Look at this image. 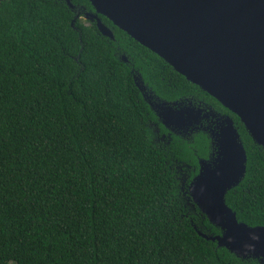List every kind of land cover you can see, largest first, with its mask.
Listing matches in <instances>:
<instances>
[{
	"label": "trees",
	"instance_id": "obj_1",
	"mask_svg": "<svg viewBox=\"0 0 264 264\" xmlns=\"http://www.w3.org/2000/svg\"><path fill=\"white\" fill-rule=\"evenodd\" d=\"M88 11V0H0V264H262L197 233H220L188 192L207 138L159 139L136 81L233 117L246 170L225 202L250 226L264 225V148L99 15L114 37L102 35Z\"/></svg>",
	"mask_w": 264,
	"mask_h": 264
},
{
	"label": "water",
	"instance_id": "obj_2",
	"mask_svg": "<svg viewBox=\"0 0 264 264\" xmlns=\"http://www.w3.org/2000/svg\"><path fill=\"white\" fill-rule=\"evenodd\" d=\"M88 1L93 11L83 17L95 21L102 35L114 37L99 15L234 113L264 148V0ZM140 83L136 81L142 90ZM174 104L156 103L165 127L194 121L173 109ZM224 121L217 132V156L199 161L188 186L193 203L220 233H197L236 256L264 264V225L239 221L225 202L226 192L244 176L246 152L233 120L226 116Z\"/></svg>",
	"mask_w": 264,
	"mask_h": 264
},
{
	"label": "flooded vegetation",
	"instance_id": "obj_3",
	"mask_svg": "<svg viewBox=\"0 0 264 264\" xmlns=\"http://www.w3.org/2000/svg\"><path fill=\"white\" fill-rule=\"evenodd\" d=\"M137 81L141 82L140 85L142 86V90L141 89L140 90L142 92V95L144 98H146L149 107L154 112V115L160 124H162V122L158 118V112L162 113V110L160 109V107L156 106V103L158 101H166L168 102V104H172L173 102H175L176 104L173 105V109L181 110L183 115L188 114L190 115V118L192 117L191 119L194 120L186 125L178 126L176 124H171L169 128L165 127L162 124L165 131L160 132V129L158 128L157 136L159 139L166 140L167 138L169 140L171 134H173V135H178L187 141L189 140L192 141V138L195 135H198L199 133L203 134L207 138L208 153L205 158L198 159L199 156L197 157L198 159L197 171L199 169L200 160L208 159V158L213 160L214 157L217 156V139H218L217 132L220 130L222 126L226 124V122L224 121L226 116H229L233 120V124L238 130L233 117L229 113L218 110L210 102H207L198 96L191 95L190 97L177 98L175 100L167 101L159 98L156 95H153L151 91L147 90L146 86L144 85L143 81L140 80V78Z\"/></svg>",
	"mask_w": 264,
	"mask_h": 264
},
{
	"label": "rangeland",
	"instance_id": "obj_4",
	"mask_svg": "<svg viewBox=\"0 0 264 264\" xmlns=\"http://www.w3.org/2000/svg\"><path fill=\"white\" fill-rule=\"evenodd\" d=\"M83 19H85V18L83 17ZM11 264H13V263H11Z\"/></svg>",
	"mask_w": 264,
	"mask_h": 264
}]
</instances>
